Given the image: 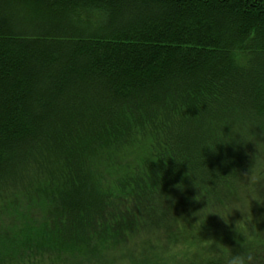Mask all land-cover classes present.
<instances>
[{
    "label": "trees",
    "instance_id": "trees-1",
    "mask_svg": "<svg viewBox=\"0 0 264 264\" xmlns=\"http://www.w3.org/2000/svg\"><path fill=\"white\" fill-rule=\"evenodd\" d=\"M232 252L264 264V0H0V264Z\"/></svg>",
    "mask_w": 264,
    "mask_h": 264
},
{
    "label": "clouds",
    "instance_id": "clouds-1",
    "mask_svg": "<svg viewBox=\"0 0 264 264\" xmlns=\"http://www.w3.org/2000/svg\"><path fill=\"white\" fill-rule=\"evenodd\" d=\"M231 55L233 57V60L236 66L238 67L244 66L245 55H246L244 52L233 51ZM251 259L252 258L250 255H245L241 252H232V254L226 258L225 264H249V261Z\"/></svg>",
    "mask_w": 264,
    "mask_h": 264
}]
</instances>
